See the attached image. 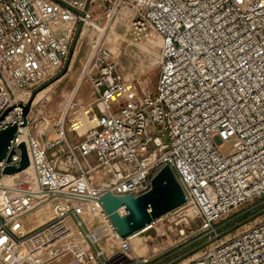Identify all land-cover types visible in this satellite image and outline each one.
<instances>
[{"label": "built area", "instance_id": "obj_1", "mask_svg": "<svg viewBox=\"0 0 264 264\" xmlns=\"http://www.w3.org/2000/svg\"><path fill=\"white\" fill-rule=\"evenodd\" d=\"M121 3L134 5L140 12L135 22L162 36L156 92L135 93L134 82L113 76V66L104 68L95 83L96 128L75 144L63 137L52 141L40 154L33 141L25 143L35 182L51 196L94 199L103 205L100 198L108 192L134 197L148 192L152 179L168 165L185 194V204L194 206L202 220V230L216 237L215 223L264 193V0H0V59L10 63L18 58L28 74H35L0 65V94L1 84L7 89L5 82L12 90L3 71L12 74L16 84L26 83L33 90L42 84L37 81L46 58L67 60L76 27L63 30L57 25L59 17L68 21L74 16L76 23L86 24L92 5ZM11 104V100L4 103L0 119ZM20 121L16 118L0 129L19 126ZM19 133L17 128L1 171L21 164ZM96 172L109 176L99 182ZM28 207L17 203L13 216ZM69 211L94 246L83 260L89 255L92 264H112L102 259L105 251L71 201L60 215ZM118 211L122 216L128 212ZM100 213L120 235L104 207ZM10 225L0 211V235L9 236V241L0 239V248L6 246V252L25 241ZM57 231L52 230L55 237ZM122 246L128 249L127 236ZM22 255L17 252L10 260L34 264ZM186 264H264V220Z\"/></svg>", "mask_w": 264, "mask_h": 264}, {"label": "rangeland", "instance_id": "obj_2", "mask_svg": "<svg viewBox=\"0 0 264 264\" xmlns=\"http://www.w3.org/2000/svg\"><path fill=\"white\" fill-rule=\"evenodd\" d=\"M114 6L115 4L112 6L104 4L91 6L90 18L93 19L92 22L96 27L84 26V21H77L70 55L67 60H62V66L50 79L33 90L26 83L14 84L11 90L5 82L11 95V101L16 100L15 89L32 91L26 105L15 102L13 107L7 109L3 114L4 117L10 111L21 107L22 111L16 110L14 116L22 115L28 124L27 117L31 114V125L34 123L38 126L43 117H61L66 112V139L75 144L82 141L84 135L79 136L76 131H70L71 119L81 115L90 107L93 108V112L99 111L95 102L98 97L95 83L101 78V71L104 68L113 66V76L119 75L125 81V77L133 80L139 93L143 91L156 92L163 54L162 36L154 28L148 27V31L152 30L148 36L144 37V34H140L137 37L138 40L132 39L128 30L131 23L140 17V12L131 3H121L114 16L110 17ZM98 42L100 43L97 44ZM95 45L98 47L91 71L86 76H82V69L89 62ZM109 47L114 50V55L109 51ZM3 72L9 82V74L6 71ZM24 92L19 91L20 94L17 97L25 100ZM42 92L43 95L34 104L36 97ZM26 106L29 109L25 114ZM20 165H14V167L19 168ZM2 173L3 171L0 173V179ZM103 176L108 178L109 175L96 172L97 181ZM56 202L61 203L62 200L56 198ZM35 212L32 213V216ZM45 212L42 216L50 214L49 210ZM70 214L69 211L62 216H56L19 240L23 242L27 237L31 240L32 236L51 224L70 217ZM263 220L264 193L230 210L226 216L215 223L213 228H217L219 234L215 237L209 230H202L203 223L194 206L184 203L154 219L152 221L154 227L146 231L139 229L133 235L128 236L131 245L128 251L122 248L119 241L112 239L106 228L101 231L97 242L105 251V256L102 259L108 258L112 264H135L136 261H139L140 264L189 263L203 256L209 249L232 239ZM30 223H33L32 219ZM55 228L61 231L63 224H59ZM52 230L53 228H48L42 236H39V242L44 243L55 237ZM55 238L58 240L47 250L41 252L43 258L46 259L43 264H79L75 255L79 251L78 249H81L83 253L88 251L89 255L93 253L94 246L84 240L81 231L75 236L62 235L59 237L57 235ZM71 245L77 247H70ZM61 255L64 257L57 259ZM88 256L81 264H92Z\"/></svg>", "mask_w": 264, "mask_h": 264}, {"label": "bare ground", "instance_id": "obj_3", "mask_svg": "<svg viewBox=\"0 0 264 264\" xmlns=\"http://www.w3.org/2000/svg\"><path fill=\"white\" fill-rule=\"evenodd\" d=\"M117 9L118 7L115 6L112 11L113 13L110 14V17L114 16ZM92 21L93 19H91L90 17L87 18L86 24L84 26L96 27ZM75 23H76V18L74 16H72L68 21H64V20L62 21V19L59 17L57 21V25L63 27V30L65 28L74 29L76 27ZM151 31L152 30L148 31V27L143 26V24L133 21L129 27L128 33L132 39L138 40L137 37L140 34H144V37H146ZM100 42H98L97 44H99ZM105 43L108 44V42ZM97 47L98 45H95L94 49L92 50V54L89 62L82 69V74H83L82 76H86V74L91 71V67L96 55ZM109 51L114 55V50L112 48L109 47ZM0 65H2L3 68L10 67L11 69H15L16 71L22 69L24 74L35 77V74L32 75L28 74L29 72L26 70L23 62L18 58H15V60L11 61L10 63L8 62L6 63V61L0 59ZM61 65H62V61L60 59L50 62L49 59L46 58V64L41 70V74L38 78L37 83L40 84L43 83L51 75L55 74V72L61 67ZM125 79L126 81L125 80L124 81L127 83L133 82V80H129L126 77ZM8 80L11 86L17 83L13 75L10 73L8 75ZM1 87L3 91L0 94V113L2 111V106L4 105V103L6 101L11 100V95L6 89L5 85L1 84ZM19 91H25L24 92L26 96L25 100L19 99L17 97V95L20 94ZM43 92L36 97L34 104L37 103V99H39V97L43 95ZM15 93H16V100L12 101V104L9 106L8 109L12 108L13 107L12 105H14L15 102L26 105L28 98L31 96V90L15 89ZM135 93H138L136 89H135ZM16 110L22 111L21 107H17L15 110H12L9 113H7L6 117L0 123V127H3L10 121L19 118L21 121L19 123L18 128L21 133H19L18 135V141L20 143H27L33 141L35 145V151L37 152V154H40L42 150L46 148L47 145L52 143V141H56L61 137L66 138V128H65L66 112L61 117H53V116L48 118L43 117L42 119H40V123L37 126L34 123L31 125V117H32L31 114H29L27 117L28 124H26V121L23 119L22 115H20L19 117H15L14 112ZM98 125H99V118L95 114V112H93V108L90 107L87 108V110L81 115L71 119L70 131H76V133L79 136H82L87 131L96 128ZM227 145L229 150H231L232 149L231 143ZM154 159H155V155H153L150 160H154ZM35 175L36 172H35L34 164L30 161L29 165L20 171L13 173H2V178L0 179V211L9 219V221H11L12 231L15 232L19 237H25L26 235L30 234V232L45 225L56 216H59L61 210L67 208L71 201L74 206L80 209L82 218L84 219L88 227L93 231V239L95 241L98 240L101 231H103L106 228L108 230V234H110L112 239H114L115 241H119L122 246L123 237L113 232L110 223L107 222L104 219L103 215L100 213V208L104 207L103 205H101L100 203L98 204L94 199H91V201L89 202H82L75 197L73 198L62 194L51 196L49 192H44L43 190H40L38 188L35 182ZM99 182H102V177L99 179ZM152 189H154L153 184L150 190ZM7 194L10 196V198L6 197ZM151 195L152 196L150 198V203H151V207L154 208L160 203L167 202L170 195L172 194H171V189L169 187L162 186L159 188L156 185V190ZM17 198L18 200H16ZM56 198H60L62 202L57 203ZM19 202L29 204V207L26 210L13 216V208ZM46 210H49L50 214L46 216H42V214H44ZM119 210L121 213L126 211L124 207H121ZM151 210L153 209L151 208ZM33 212H35L34 216H32ZM71 217L72 216L63 218L59 223H57L54 226H50L49 228L56 229L55 226L59 224H63V228L61 229V231L60 230L57 231L59 233L58 236L59 237H62V235L75 236L78 233H80L81 229L77 226L75 220L72 219L73 217L72 218ZM31 219L33 223H30ZM154 226L155 225L151 222L140 230L146 231ZM47 228L41 230L40 232L32 236L31 240H29V237H27V239L24 241L23 244L15 246L13 249H10L9 252H6L7 250L6 246L0 248V264H4L1 263L2 258L7 259V261H9L7 264H21V261L19 259L15 261L10 260L11 258L15 259L14 256L17 255V252H20V255L24 254L22 255L23 258L31 259L34 264L46 260L43 258L41 252L43 250H47L51 245L54 244L55 241L58 240V238L56 240H53L54 238H52L44 243L39 242L38 240L39 236H42V234L47 230ZM136 232L137 231H135L134 233ZM81 233L83 235L82 231ZM134 233L128 236H131ZM128 236H127V242L129 245L128 249H124L122 246V248L126 251L130 250L131 248L130 242L128 240ZM0 239L2 240V242L4 241V239L9 241V236L6 233H3L0 235ZM84 240L87 241L85 237ZM70 247H77V246L71 245ZM26 250L27 251L33 250L34 254L27 255L24 253V251ZM78 250L79 251H77V254L75 255L77 256L78 259L79 256L80 257L83 256L80 259L83 260V258L87 255L88 251H85V253H83L81 249ZM62 257H64V255H61L57 259H60ZM186 263L188 262H182L180 264H186Z\"/></svg>", "mask_w": 264, "mask_h": 264}, {"label": "water", "instance_id": "obj_4", "mask_svg": "<svg viewBox=\"0 0 264 264\" xmlns=\"http://www.w3.org/2000/svg\"><path fill=\"white\" fill-rule=\"evenodd\" d=\"M29 107H25V114ZM18 124L13 123L2 129H0V171L1 162L6 157L9 146L12 139L17 132ZM21 150V165L19 168L14 166H7L3 169V173H13L26 168L29 163V157L27 154L26 144L21 143L19 145ZM13 150L9 153L7 160L9 161ZM154 189L142 194L138 197L133 195L115 196L108 192L101 196L100 200L109 214V217L113 225L117 228V231L122 237L128 236L135 231L145 227L148 223H151L154 219L166 214L170 210L184 204L186 202L185 194L177 181L172 169L166 165L164 166L152 179ZM156 185L160 188L162 186L169 187L171 194L168 201L160 203L156 207H151L150 198L151 194L156 190ZM125 206L128 213L121 215L119 208ZM151 208L153 210H151ZM151 210V211H150Z\"/></svg>", "mask_w": 264, "mask_h": 264}]
</instances>
